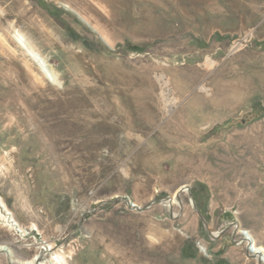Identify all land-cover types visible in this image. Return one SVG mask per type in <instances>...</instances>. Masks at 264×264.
<instances>
[{
	"label": "rangeland",
	"instance_id": "rangeland-1",
	"mask_svg": "<svg viewBox=\"0 0 264 264\" xmlns=\"http://www.w3.org/2000/svg\"><path fill=\"white\" fill-rule=\"evenodd\" d=\"M0 198V264H264V0H0Z\"/></svg>",
	"mask_w": 264,
	"mask_h": 264
},
{
	"label": "bare ground",
	"instance_id": "bare-ground-1",
	"mask_svg": "<svg viewBox=\"0 0 264 264\" xmlns=\"http://www.w3.org/2000/svg\"><path fill=\"white\" fill-rule=\"evenodd\" d=\"M10 9H11V7H10ZM8 17H9V15L7 14V15H5L4 19H8ZM26 43L27 44L25 45V49H26L25 51L28 52L27 54L29 55V57H31L32 60L36 64H38V66L40 68V71L42 72V74L46 78H48L52 82L56 83L57 81H56L55 76L53 74L49 73V71L47 69V65H46L45 59L42 57V55L38 51H36V49H35L34 45L32 44V42L28 41ZM203 90H204V88H203ZM181 191H182V193H185V192H188L189 190L187 189V187H184ZM171 203L172 204L177 203L176 196L173 197ZM191 203H192L193 206L196 205L193 199H191ZM169 206H172V205L170 204ZM14 218L15 217H13V214L10 212V210L7 207V205L0 198V220L3 222V224L5 226L9 227L12 230H15L19 234H21L23 236L25 234H27L28 231H26L25 228H23L17 221H15ZM245 239L249 241L250 238L248 236H246ZM252 242L253 241L250 242V245L249 246H254V249L256 251V254H257L258 258H259L258 260H260L261 262H264V248H256L257 244L255 242L254 243H252ZM49 248L52 251L53 246L52 245H48V246L44 247L43 249H46L47 251H49ZM4 252H6V248L0 246V253H4ZM52 257H53V261H54L53 263H56V264H68V262L66 261V258L63 255H61V254H53ZM39 260H40L39 257H36L31 262H29V264H45V262H40Z\"/></svg>",
	"mask_w": 264,
	"mask_h": 264
},
{
	"label": "trees",
	"instance_id": "trees-1",
	"mask_svg": "<svg viewBox=\"0 0 264 264\" xmlns=\"http://www.w3.org/2000/svg\"><path fill=\"white\" fill-rule=\"evenodd\" d=\"M135 50H137V48H135Z\"/></svg>",
	"mask_w": 264,
	"mask_h": 264
}]
</instances>
